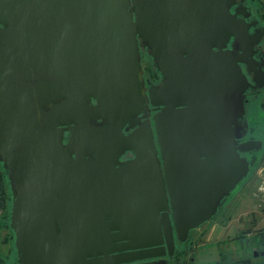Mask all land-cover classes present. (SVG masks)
I'll return each mask as SVG.
<instances>
[{
    "label": "water",
    "instance_id": "obj_1",
    "mask_svg": "<svg viewBox=\"0 0 264 264\" xmlns=\"http://www.w3.org/2000/svg\"><path fill=\"white\" fill-rule=\"evenodd\" d=\"M250 14L242 0H0L16 264H167L213 218L262 146L243 140L246 91L264 87Z\"/></svg>",
    "mask_w": 264,
    "mask_h": 264
},
{
    "label": "rangeland",
    "instance_id": "obj_2",
    "mask_svg": "<svg viewBox=\"0 0 264 264\" xmlns=\"http://www.w3.org/2000/svg\"><path fill=\"white\" fill-rule=\"evenodd\" d=\"M259 1L264 5V0ZM245 3L257 14L258 6L254 0H245ZM141 62L145 78L156 81L157 75H153L156 73L155 67L149 53L143 49ZM263 103L264 89L247 98L248 133L244 139L262 141L260 149L245 154L250 163L248 175L223 199L211 220L190 231L188 241L178 246L183 255H179L173 263L168 259V264H181L183 260L192 261L191 264H220L242 258H248L253 264H264V254H259L264 251V245H260L264 233V195L257 190L264 176ZM8 232V229L0 227V253L12 249L13 240L8 238ZM254 251L257 256L253 255Z\"/></svg>",
    "mask_w": 264,
    "mask_h": 264
},
{
    "label": "trees",
    "instance_id": "obj_3",
    "mask_svg": "<svg viewBox=\"0 0 264 264\" xmlns=\"http://www.w3.org/2000/svg\"><path fill=\"white\" fill-rule=\"evenodd\" d=\"M256 3L257 7V16L264 22V5L262 1L259 0H254ZM256 14V13H255ZM149 59L150 55H149ZM154 65V64H153ZM156 72V70H155ZM154 76L157 75V72L153 74ZM264 106V103L263 105ZM250 153V152H248ZM248 153H244L248 154ZM10 206H11V194H10V189H9V183L7 180V171L2 167V164L0 162V227H4L8 229V238L12 241V249L8 252L5 253H0V264H16V253H15V248H14V234L11 228L9 227V214H10ZM264 206V203H263ZM214 217V216H213ZM188 241V240H187ZM186 243V242H185ZM179 244L181 242H178L176 240V252L174 253L173 257L170 258L169 262H175L174 260H177L179 255H183V252H181V249L178 248ZM260 245H264V233H262V238L260 240ZM193 257H191L189 260L191 261ZM184 261V260H183ZM181 262V264H191L189 261H184ZM171 263V264H172ZM220 264H253L249 262L248 258H242L238 260H233L228 263H223L221 262Z\"/></svg>",
    "mask_w": 264,
    "mask_h": 264
},
{
    "label": "flooded vegetation",
    "instance_id": "obj_4",
    "mask_svg": "<svg viewBox=\"0 0 264 264\" xmlns=\"http://www.w3.org/2000/svg\"><path fill=\"white\" fill-rule=\"evenodd\" d=\"M239 1H240V0H237V2H239ZM242 1H243V3L246 5L247 10L250 11V13H251V14L249 15V17L246 18V21H254V20H258V22H257V24H256V27H264V24L262 23V21L260 20V18L257 16V14H255L254 11L251 9V7L245 3V0H242ZM245 11H246V10H245ZM249 31H250V32H253V31H254V27H251V28L249 29ZM263 40H264V38L261 39V41H260L259 44L255 45V46L253 45V48H255V49L257 50V52H256L255 54H253V58L255 57L257 60H259L260 58H263V60H264V50L262 49V41H263ZM139 49H140V53H141V49H143V50H146V51L149 53V55H150V50L147 49V48H146L141 42H140V44H139ZM151 60H152V59H151ZM263 62H264V61H263ZM152 63L154 64L153 60H152ZM141 64H142V62H141ZM241 66H242V70H243V72L245 73L247 79H248L250 82H252L253 74H252V73H248L247 70H246V67H245L243 64H241ZM154 67H155V66H154ZM261 68H262V70L264 71V63L261 65ZM142 69H143V68H142ZM155 70H156V72H157V79H156V81H151V80L145 78V76H144V71H143V77H144L145 80H148V82L153 83V84H155V85H157V86H160V85L162 84L163 78H162V76L160 75V73L157 71L156 67H155ZM146 87H147V85H146ZM263 89H264V87H262V88H258V89H255V90L249 88V89L246 91V98H248L250 95H254V93H259V92H261ZM246 103H247V102H246ZM160 109H161V106L156 107L155 109L151 107V116H152L155 112L160 111ZM246 115H247V111H246ZM130 130H131V129H130ZM130 130H126V131L124 130V133H128V132H130ZM247 133H248V132H247ZM243 140H246V139H243ZM132 156H133L132 153H131L130 151H128V152H126V153L123 155L122 159H125V158H131ZM222 201H223V200H222ZM222 201H221V202H222ZM220 204H221V203H220ZM219 206H220V205H219ZM148 260H152V259L140 260V261H135V262H136V263H140V262L148 261ZM167 264H168V260H167Z\"/></svg>",
    "mask_w": 264,
    "mask_h": 264
},
{
    "label": "built area",
    "instance_id": "obj_5",
    "mask_svg": "<svg viewBox=\"0 0 264 264\" xmlns=\"http://www.w3.org/2000/svg\"><path fill=\"white\" fill-rule=\"evenodd\" d=\"M257 188H258L257 190H259L258 193H261L264 195V176L263 175H262L261 181Z\"/></svg>",
    "mask_w": 264,
    "mask_h": 264
}]
</instances>
